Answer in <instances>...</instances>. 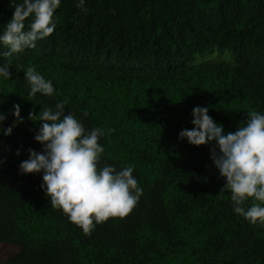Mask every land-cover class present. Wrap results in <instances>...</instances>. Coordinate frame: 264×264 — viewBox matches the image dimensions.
I'll return each instance as SVG.
<instances>
[{
	"label": "trees",
	"instance_id": "obj_1",
	"mask_svg": "<svg viewBox=\"0 0 264 264\" xmlns=\"http://www.w3.org/2000/svg\"><path fill=\"white\" fill-rule=\"evenodd\" d=\"M22 2L0 0V33ZM78 3L62 0L54 33L14 55L12 79L0 81L3 127L16 104L25 120L0 135V242L18 247L6 264H264V225L221 193L211 145L179 139L197 106L225 132L264 113V0H85L87 12ZM29 66L58 95L29 97ZM58 101L89 129H115L100 141L103 162L133 165L144 191L127 217L91 235L51 207L42 174H20L28 149L43 150L29 113Z\"/></svg>",
	"mask_w": 264,
	"mask_h": 264
},
{
	"label": "clouds",
	"instance_id": "obj_2",
	"mask_svg": "<svg viewBox=\"0 0 264 264\" xmlns=\"http://www.w3.org/2000/svg\"><path fill=\"white\" fill-rule=\"evenodd\" d=\"M61 3L23 0L15 4L12 19L0 33V81L12 79L14 55L35 49L38 41L54 33ZM84 5L85 0H79L77 7L87 12ZM23 71L29 97L58 95L53 81L36 66ZM6 102L0 98V106ZM21 113V106L14 105L11 114L15 120L5 128L8 114L0 112V135L10 137L25 123ZM192 115L194 127L182 130L179 139L196 147L211 145L210 158L226 181L221 193H231L236 214L253 225H264V113L248 112V118L235 132H225L223 124L209 115L208 107L197 106ZM83 116H88L87 111ZM28 119L39 125L34 139L43 150L28 149L29 158L21 162L20 174H42L41 189L51 207L62 210L85 235H91L98 224L110 218L127 217L138 206L144 191L134 176L135 167L117 168L103 162L106 149L100 141L115 129L87 128L82 118L66 111V101L42 107L39 114L34 109ZM16 154L21 155V150Z\"/></svg>",
	"mask_w": 264,
	"mask_h": 264
},
{
	"label": "rangeland",
	"instance_id": "obj_3",
	"mask_svg": "<svg viewBox=\"0 0 264 264\" xmlns=\"http://www.w3.org/2000/svg\"><path fill=\"white\" fill-rule=\"evenodd\" d=\"M18 250V247L14 244H5L0 242V264H6L12 254Z\"/></svg>",
	"mask_w": 264,
	"mask_h": 264
}]
</instances>
